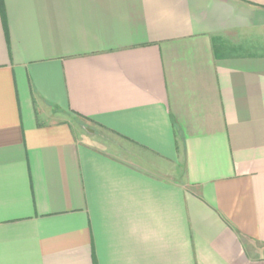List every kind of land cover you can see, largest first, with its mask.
<instances>
[{
	"label": "crops",
	"instance_id": "1",
	"mask_svg": "<svg viewBox=\"0 0 264 264\" xmlns=\"http://www.w3.org/2000/svg\"><path fill=\"white\" fill-rule=\"evenodd\" d=\"M0 264H264V0H0Z\"/></svg>",
	"mask_w": 264,
	"mask_h": 264
},
{
	"label": "rangeland",
	"instance_id": "2",
	"mask_svg": "<svg viewBox=\"0 0 264 264\" xmlns=\"http://www.w3.org/2000/svg\"><path fill=\"white\" fill-rule=\"evenodd\" d=\"M84 131H86L85 129H84ZM99 137H100V135H99ZM102 138V137H101Z\"/></svg>",
	"mask_w": 264,
	"mask_h": 264
}]
</instances>
